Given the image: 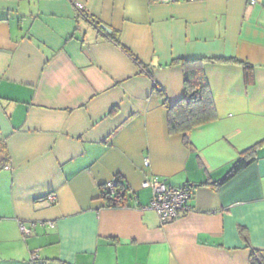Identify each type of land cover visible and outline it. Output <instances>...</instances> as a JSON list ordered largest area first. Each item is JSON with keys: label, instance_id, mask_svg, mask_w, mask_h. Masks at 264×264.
I'll return each instance as SVG.
<instances>
[{"label": "crops", "instance_id": "crops-1", "mask_svg": "<svg viewBox=\"0 0 264 264\" xmlns=\"http://www.w3.org/2000/svg\"><path fill=\"white\" fill-rule=\"evenodd\" d=\"M216 58L233 60L203 64L216 119L170 134L155 86L174 104L171 61ZM115 177L126 205L108 208ZM153 177L191 191L170 223L149 209ZM252 251L264 264V0H0V264H251Z\"/></svg>", "mask_w": 264, "mask_h": 264}, {"label": "trees", "instance_id": "trees-1", "mask_svg": "<svg viewBox=\"0 0 264 264\" xmlns=\"http://www.w3.org/2000/svg\"><path fill=\"white\" fill-rule=\"evenodd\" d=\"M80 16L85 18V20H87V22L91 24L97 32L103 34L104 37L111 40L115 45L120 46L119 36L117 33L105 34L100 29L99 21L95 19L93 20L84 14H81ZM123 51L129 54L127 50L123 49ZM207 61L233 62L231 59L229 60L222 58L208 60L176 59L171 61L169 66H178L183 72V96L174 104H169L164 91L155 86L154 89L159 97H161L162 104L166 111L167 125L170 134H186L187 132H190L197 127L206 125L216 119L213 98L205 77V73L203 71V64ZM139 66L146 70V67L142 66L141 64H139ZM244 68L246 71H248L251 67L245 64ZM147 75L151 77L148 71ZM251 156L252 153L249 151L239 157L231 169L223 177V179L216 184L220 185L234 177L253 161ZM4 163H6V159ZM113 183V192L106 189L105 184L103 185L101 188L102 199L108 208L123 207L126 205L127 188L124 186L119 177H115L113 179ZM258 258L257 251H252L250 260L251 264H261Z\"/></svg>", "mask_w": 264, "mask_h": 264}, {"label": "built area", "instance_id": "built-area-1", "mask_svg": "<svg viewBox=\"0 0 264 264\" xmlns=\"http://www.w3.org/2000/svg\"><path fill=\"white\" fill-rule=\"evenodd\" d=\"M151 2L170 4L184 1L193 3L197 0H150ZM79 10L81 5H77ZM144 166H148V162H144ZM106 189L113 192V180L105 184ZM142 188H149L152 191V197L149 203V209L153 210L161 224H167L175 220L178 216L188 211V201L191 197V191L188 188H174L167 186L157 177L146 180L141 185ZM47 199L50 203L55 202L54 195H48ZM52 228L53 225L49 224ZM20 231L23 236H28L30 230L25 225H20ZM36 258L33 257L32 260Z\"/></svg>", "mask_w": 264, "mask_h": 264}, {"label": "water", "instance_id": "water-1", "mask_svg": "<svg viewBox=\"0 0 264 264\" xmlns=\"http://www.w3.org/2000/svg\"><path fill=\"white\" fill-rule=\"evenodd\" d=\"M100 29L103 32L107 33V34H110L111 33V30L108 27H106L105 25H100Z\"/></svg>", "mask_w": 264, "mask_h": 264}]
</instances>
